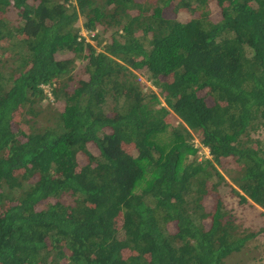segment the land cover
<instances>
[{"label":"trees","instance_id":"obj_1","mask_svg":"<svg viewBox=\"0 0 264 264\" xmlns=\"http://www.w3.org/2000/svg\"><path fill=\"white\" fill-rule=\"evenodd\" d=\"M261 127L264 0H0V264H228Z\"/></svg>","mask_w":264,"mask_h":264},{"label":"rangeland","instance_id":"obj_2","mask_svg":"<svg viewBox=\"0 0 264 264\" xmlns=\"http://www.w3.org/2000/svg\"><path fill=\"white\" fill-rule=\"evenodd\" d=\"M151 1H153V0H151ZM8 12H9L8 16H10L12 18V20H15L16 17L18 16L16 9L13 7ZM87 37H88L89 41H91L94 44L97 43V45H99V44L103 43V41L98 42V41H96V39H92L89 35H87ZM148 85H149V82L145 81L144 85L142 87V90L147 88ZM61 104H62L61 102L58 104L57 103H54V104L50 103L52 109H55L56 107L59 109ZM51 108L48 106H44L43 114H40L37 117L38 123L44 122V116H48V112L52 111ZM259 129L262 130L261 132H263L262 134H264V127H261ZM201 152L204 155L208 154V150L206 148L201 149ZM207 205L210 206L211 202L208 203ZM232 206L233 205L231 204V207ZM234 211H235L237 216L240 215V212L236 206H235V208H233V212ZM243 212H247V211L244 210ZM258 218L259 217L256 216L255 214L251 215L250 213H248V216L244 217L243 225H247L249 223L255 227V230H258V231L255 234L254 238H252L251 241H248L249 243L247 242L245 247L242 246L238 252H233L229 257L226 258L225 262L227 261L228 264H264V222L261 221V218H259L260 219V221H259ZM206 219H208V218H206ZM261 227L263 228V230L261 229Z\"/></svg>","mask_w":264,"mask_h":264},{"label":"clouds","instance_id":"obj_3","mask_svg":"<svg viewBox=\"0 0 264 264\" xmlns=\"http://www.w3.org/2000/svg\"><path fill=\"white\" fill-rule=\"evenodd\" d=\"M144 1L147 3V6L151 7V3H152L151 0H144ZM153 1H154V0H153ZM82 33L85 34V30H83ZM86 37H87V34H86ZM87 39H88V37H87ZM88 40H89V39H88ZM146 82H149V81L146 80ZM149 85H150V83H149ZM44 86H45L46 90H48V85L45 84ZM150 86H151V85H150ZM151 87L154 88V86H151ZM195 142H197L196 139H195ZM203 148H206V149L208 150L207 147H202V149H203ZM208 152H209V150H208ZM207 155H209V153H208ZM240 249H241V248H240ZM240 249H239V250H240ZM239 250H237V251H235V252H238Z\"/></svg>","mask_w":264,"mask_h":264}]
</instances>
